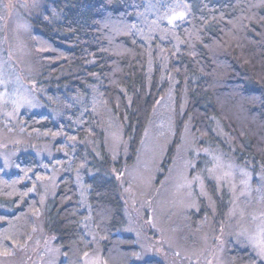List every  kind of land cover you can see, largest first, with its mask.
I'll return each mask as SVG.
<instances>
[{
    "label": "trees",
    "instance_id": "obj_1",
    "mask_svg": "<svg viewBox=\"0 0 264 264\" xmlns=\"http://www.w3.org/2000/svg\"><path fill=\"white\" fill-rule=\"evenodd\" d=\"M160 1L47 0L30 20L27 40L45 108L18 120L23 133L53 142L59 155L44 162L38 153H24L10 175L0 167V204L11 209L0 213V254L24 245L35 229L41 204L32 191L52 168L59 176L43 223L61 248L58 264H82L91 236L105 264H139L134 239L117 234L125 223L123 202L105 129L122 132L126 166L132 165L155 106L170 89L162 63L179 84L176 103L187 100L182 127L190 123L197 149L232 158L253 177L264 171V0H178L186 17L176 22L174 37L146 42L137 18ZM179 135L167 148L168 160ZM209 160L197 158L205 180ZM115 167L122 170L118 162ZM228 257L232 264H264L247 248Z\"/></svg>",
    "mask_w": 264,
    "mask_h": 264
},
{
    "label": "rangeland",
    "instance_id": "obj_2",
    "mask_svg": "<svg viewBox=\"0 0 264 264\" xmlns=\"http://www.w3.org/2000/svg\"><path fill=\"white\" fill-rule=\"evenodd\" d=\"M46 1L0 0V167L6 175L13 173V160L24 153H38L44 162L59 155L53 142L23 133L18 120L22 112L45 108L39 100L45 92L36 82L27 34L30 20L42 12ZM185 15L186 7L178 0H161L159 5L148 4L137 19L148 37L146 42L153 36L162 43L174 37L176 22L184 21ZM152 68L148 66L149 77ZM161 69V75L171 81L170 89L158 100L132 165L126 166L129 146L122 132L112 126L105 129V147L123 202L125 223L117 234L134 239V262L139 264L150 259L159 264H232L228 255L243 248L264 263V171L258 168L253 177L232 158L200 152L190 123L182 127L187 100L184 96L176 103L179 84L163 70L167 69L164 63ZM178 134L180 145L171 150L168 160L167 148ZM204 154L212 163L206 169L208 180L197 171V158ZM49 173L47 180L39 182L38 191H32L41 204L35 229L24 245L0 254V264H58L63 260L56 238L43 223V208L54 195L59 176L52 168ZM76 181L80 189L81 182ZM224 203L226 207L219 210ZM10 211L0 204V213ZM91 240L92 250L82 264H105L99 242L94 236Z\"/></svg>",
    "mask_w": 264,
    "mask_h": 264
}]
</instances>
